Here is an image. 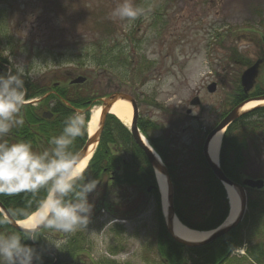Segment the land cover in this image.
<instances>
[{
    "label": "rangeland",
    "instance_id": "rangeland-1",
    "mask_svg": "<svg viewBox=\"0 0 264 264\" xmlns=\"http://www.w3.org/2000/svg\"><path fill=\"white\" fill-rule=\"evenodd\" d=\"M117 2L0 0V74L15 72L16 65H22L25 77L43 87L81 78L92 84L99 104L108 94L122 92L135 99L138 118L160 123L174 119L175 111H186L196 96L200 106L192 114L210 118L214 113L210 108L237 86V74L233 73L242 70L240 66L226 67L225 58L242 64L264 56V0H133L151 10L127 31L124 22L110 18ZM99 49H105L111 59L98 67L83 52ZM119 53L135 69L127 77L116 61ZM146 62L151 63L149 67ZM103 68L109 70L105 76ZM139 68L143 69L138 76ZM263 78L264 67L257 81ZM212 82L218 84L213 94L206 91ZM95 102L92 109L100 106ZM179 130L180 126L165 129L170 140L181 138ZM258 148L263 152L264 142ZM257 161L254 154L251 166L259 170L254 179L264 180V157L259 158V164ZM100 191L88 195L90 203L98 202ZM247 195L254 198L252 192ZM126 200L129 209L122 210L135 209L137 217L120 221L99 212L98 220L84 228L88 240L85 252L96 264H158L161 257L151 233L158 221L153 195L131 194ZM107 201L111 206L122 198L110 195ZM119 213L123 214L112 211ZM112 220L117 221L112 224ZM249 227L246 215L241 227L244 239L251 235ZM244 248L238 247L232 260L242 258Z\"/></svg>",
    "mask_w": 264,
    "mask_h": 264
},
{
    "label": "trees",
    "instance_id": "trees-1",
    "mask_svg": "<svg viewBox=\"0 0 264 264\" xmlns=\"http://www.w3.org/2000/svg\"><path fill=\"white\" fill-rule=\"evenodd\" d=\"M83 53L92 57L98 67L109 63L106 60L111 59L107 58L109 53L105 49ZM117 55L119 57L116 61L123 68V74L129 76L130 70L135 69L132 65L129 67L126 58H120L122 53ZM5 63L7 62L4 59ZM146 64L149 67L151 63L146 62ZM139 69L138 76L143 68ZM101 72L105 76L109 70L103 68ZM24 80L27 89L25 101L48 95L36 104H24L22 109L24 123L4 137L8 142L28 141L35 151H44L51 147V138L61 133L66 118L74 112L83 113L87 125L89 109L98 99V95L91 91L92 84L87 80L83 82L81 78H76L65 83H53L51 87H43L27 76ZM41 110L49 111L51 117H42ZM175 116V119L170 118L165 122L162 120L160 123L149 118L139 119L137 125L140 133L160 156L167 169L172 186V208L176 218L190 229L209 231L219 226L228 215L226 193L205 162L201 129L191 127L192 124L188 123L189 120L185 119V114L182 112H177ZM179 123H185L181 128L186 131L182 136L186 137L187 141L181 140L182 138L170 140L167 136L165 129H173ZM86 140L85 128L84 134L76 139L73 150L79 152ZM262 142H264V107L243 114L226 128L219 153V167L223 174L237 184L244 178L254 179L259 170L251 166V160L255 154L259 164V158L264 157V151L258 148V144ZM249 148L252 150L249 151ZM85 174L87 179L98 181L96 186L100 185L105 190L100 193L101 199H105L106 195L111 193L110 190L107 193V186L101 184L102 179L111 175H113L114 189L112 193L119 198L126 199L131 194L137 197L141 196V193L145 197L153 195L157 222L161 229V236L156 239L158 253L169 264H246L247 262L264 264V189L250 190L254 193V198L248 196V212L242 222L226 236L200 247L188 249L175 243L176 247L170 249L167 240L174 242L164 228L160 196L156 189L153 170L143 151L134 143L128 129L113 115L105 117L98 145L88 162ZM45 196L46 189H41L36 193H17L12 199L0 197V202L10 210L22 212L16 217L22 219L35 211ZM121 206V204L118 207L113 206V209L119 210L123 208ZM246 215H248L249 229L253 230L246 240L245 255L240 259L230 260L225 254L232 245L238 247L242 244L241 227ZM75 249L76 247H72L69 251L73 253Z\"/></svg>",
    "mask_w": 264,
    "mask_h": 264
},
{
    "label": "clouds",
    "instance_id": "clouds-1",
    "mask_svg": "<svg viewBox=\"0 0 264 264\" xmlns=\"http://www.w3.org/2000/svg\"><path fill=\"white\" fill-rule=\"evenodd\" d=\"M150 10V7L135 5L133 0H118L110 18L124 22L122 27L127 31L137 18L146 16ZM15 69V72L0 74V194L36 193L46 189V197L40 204L43 227L73 234L89 223L94 204L89 202L88 195L98 183L86 178L80 153L73 150L76 139L85 132V116L74 112L67 117L61 133L51 138V147L44 151H35L28 141L8 142L4 137L24 123L22 109L27 95L24 68L16 65ZM18 214L22 213L13 216ZM7 222L6 218H0V224ZM26 231L28 239L39 238L34 226L28 225ZM23 240L15 232L0 234V264L39 261L36 249ZM48 243L59 250L63 241Z\"/></svg>",
    "mask_w": 264,
    "mask_h": 264
},
{
    "label": "flooded vegetation",
    "instance_id": "flooded-vegetation-1",
    "mask_svg": "<svg viewBox=\"0 0 264 264\" xmlns=\"http://www.w3.org/2000/svg\"><path fill=\"white\" fill-rule=\"evenodd\" d=\"M255 12H256V14L258 13L257 11H255ZM257 49L258 48L255 46V43H254V50H255L256 54H257ZM263 58H264V56H259V57L255 56L252 61H248L247 63L245 62V63L241 64L240 61L235 62L232 60L229 62V58L227 57V58H225L227 64H224V65H226V67L228 66L230 68H232L234 66H240L242 68L241 71H237L236 73H233V74H237V76L235 78H237V82H238L240 74L244 70H246L247 68L252 66L253 64L258 62V69L259 70H260V68L264 67ZM260 59H262V62L260 61ZM235 63H237L238 65ZM231 71H233V70H231ZM214 83H215V89H217L218 84L216 82H214ZM238 85H240V84H238ZM239 88L240 89L238 90L237 86L233 87V90H231V93L227 97L223 96L222 99L220 101H218L217 106L215 108L214 107L210 108V110H213V112H214L213 116H211L210 118H208V116H206V118H204L203 114H192V110L194 108H198L200 106V100H199L198 104L194 105L193 107H189L186 109L185 119L189 120L188 123L192 124L191 127H193L194 129H199V130L201 129L200 135L203 137V140L205 139L207 133L212 128H214L219 123V121L225 115H227L234 107L240 105L241 103H243L245 101H249V100H251L257 96L264 94V78L260 81H257V79H256V84L252 88L251 91L247 92L241 86ZM259 89H261V90L259 91ZM213 93H216V90ZM178 107H180V106H178ZM187 110H190V112H188ZM203 124L205 126H203ZM182 125H185V123H179L177 126H182ZM180 130H181L180 132L182 134H185L186 131L184 129H182L180 127ZM101 184L107 186V193L109 192V190L112 191L113 190V175L106 176L105 179H102ZM99 187H100V185H98L96 187V189H98ZM102 190H104V189L102 188ZM16 196H17V194H14V195L0 194V197H2V199L3 198L12 199ZM3 207L10 214V216L14 219L18 215H21V214H18V215H15V217H14L13 216L14 213H22V212H18L15 209L10 210L9 208H6L4 205H3ZM133 210H135V209H133ZM106 212L109 215H112V213H110L109 210H107ZM137 215L138 214H134V211H132L130 213L125 214L124 219H125V221H130V220H133L135 217H137ZM97 217H98V205L96 203L94 205L93 211H92L91 216L89 218V223L87 225L93 224L94 222H96ZM0 218H4V217L2 215H0ZM154 224H155L154 231L151 232L154 236L153 241L156 240L157 237L159 238L161 236V229H160L159 223L155 220ZM88 227L90 228V226H88ZM13 232L21 235L24 238L23 243L28 244V245H30L36 249L37 253L39 254L40 259H39V261L34 260L33 264H94V261L92 260L91 254L85 252L86 246H84V245L88 242V240L86 239V235L84 233V228H82L81 230H79L73 234H64V233H57L51 229L43 227V225H42V227H40L37 230V235L39 238L37 240L33 241L31 239H28V232L16 230L15 228H13V226L11 225V223L9 221L7 223L0 224V234L13 233ZM25 240H27L28 242L26 243ZM47 240L48 241H63V243L61 244L60 249L58 250V249L54 248L53 246H51ZM167 244H168V247L170 249H173L176 247L175 242L172 243V242L167 240ZM155 245L157 248V244H155ZM72 247H76V249L73 253L69 251V249ZM158 260H159L158 264H169V263H167L166 260H162L160 258H158Z\"/></svg>",
    "mask_w": 264,
    "mask_h": 264
},
{
    "label": "water",
    "instance_id": "water-1",
    "mask_svg": "<svg viewBox=\"0 0 264 264\" xmlns=\"http://www.w3.org/2000/svg\"><path fill=\"white\" fill-rule=\"evenodd\" d=\"M257 67H258V62L253 64L252 66H250L249 68H247L246 70H244L242 72L241 77H240V82H241V86L243 87L244 90L248 91L249 89L252 88L254 81H255V78L258 74ZM214 90H215V84H213V83L207 87V91L210 93L214 92ZM118 100L127 101L131 105L132 118H131V124L129 126V131H130L131 137L134 140V142L137 144V146L144 152L150 166L153 168L155 173H158V174L164 176V178H165L166 187H167L166 211H165L166 215L164 213L163 217H164V225H165V228H166L168 235L174 241L178 242L179 244H181L185 247H188V248H192V247H199V246L205 245L209 242H212L216 239H219V238L223 237L224 235H226L230 230L235 228L237 226V224L240 222V220L243 216V213H244V209H245L244 187L260 188L262 186V181L246 179V180L242 181L240 185H237V184L231 182L230 180H228L224 176V174L222 173V171L219 168V165L217 163H214L211 161V159L208 155V146H209L210 140L214 137V135H216L220 131H224L225 128L229 124H231L234 120H236L239 116H241L245 112V111L240 110V108L242 107V105H244V103L240 104L237 107H235L234 109H232L217 124V126L215 128H213L207 134V136L204 140V143H203V147H202L206 163H207L209 169L212 171L215 178L218 179L222 183V185L224 186L225 189H226V187H231V188H233V190L238 195L239 200H240L239 212H238L236 218L231 223L225 224V225L224 224L220 225L219 227L216 228V230H214L213 233H211L207 238H205L201 242H185L173 234L172 226H173V221H174V213H173V208H172V188H171V184H170V180H169L167 170L164 167V165L162 164L161 160L156 156V153H154V151L149 147V145L144 142V140H143L144 138L139 133V130H138L137 124H136V116H137L136 104H135L134 100L129 95L117 92V93L110 94L109 96L104 98V100L101 101L102 109H101L99 120H98L97 130L92 135H90L88 137V140L85 142L82 149L78 152V153H80L81 161L89 155L90 148H92V151H93L94 148L96 147V145L99 141L100 132L102 130L104 118H105L106 114L109 113L112 105L115 102H117ZM254 101H264V95L260 96L258 98H255ZM197 103H198L197 99H193L190 102L191 105H196ZM47 117H50V116L48 115ZM0 208L5 213L4 209L1 206H0ZM5 215L9 218V216L6 213H5ZM9 222L16 229L24 230V229H21L20 227H18L16 225V222H14L10 218H9Z\"/></svg>",
    "mask_w": 264,
    "mask_h": 264
},
{
    "label": "bare ground",
    "instance_id": "bare-ground-1",
    "mask_svg": "<svg viewBox=\"0 0 264 264\" xmlns=\"http://www.w3.org/2000/svg\"><path fill=\"white\" fill-rule=\"evenodd\" d=\"M259 104H264V101L249 102L243 107V109H249ZM109 112L110 114L114 115L125 126H129L131 122L132 110L128 102L123 100H118L112 105ZM99 114H100V107H94V109H92V112L89 117V122L87 124V130L90 135L93 134L97 129ZM222 134L223 131L218 132L209 142L208 155L211 161L214 163L218 162V154H219ZM143 140L147 144V141L145 139ZM91 151L92 148H90L89 155L86 158H84L82 161H80L81 164L84 165L85 167L91 156L90 154ZM156 178L160 193L162 195V208L165 211L166 209L165 179L162 175L159 174H157ZM226 192L230 204V214L227 217V220L224 223V225L229 224L234 220V218L238 213V208H239V198L237 194L234 192L233 188L226 187ZM40 222H42L41 208L35 211L34 213H32L26 219L18 221L17 225L20 226L21 228L27 229L28 225H32L36 227L40 224ZM172 229H173V234L185 242H201L211 234L210 232H197L194 230H190L189 228L181 224L177 219H174Z\"/></svg>",
    "mask_w": 264,
    "mask_h": 264
}]
</instances>
